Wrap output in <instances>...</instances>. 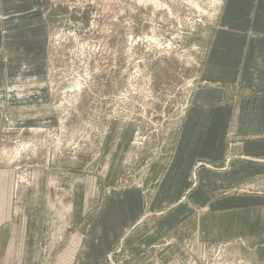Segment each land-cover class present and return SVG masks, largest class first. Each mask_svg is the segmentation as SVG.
<instances>
[{"label":"rangeland","instance_id":"1","mask_svg":"<svg viewBox=\"0 0 264 264\" xmlns=\"http://www.w3.org/2000/svg\"><path fill=\"white\" fill-rule=\"evenodd\" d=\"M220 4L42 0L44 74L10 85L0 123V264H95L94 219L127 189L143 212L97 264H264V154L228 132L218 164L171 167Z\"/></svg>","mask_w":264,"mask_h":264},{"label":"crops","instance_id":"2","mask_svg":"<svg viewBox=\"0 0 264 264\" xmlns=\"http://www.w3.org/2000/svg\"><path fill=\"white\" fill-rule=\"evenodd\" d=\"M219 1L217 23L203 59V88L195 92L188 108L180 152L173 156L171 165L184 175L197 157L218 164L228 132L236 141L234 154H264V0ZM41 4L42 0H0V123L5 111L14 110L15 101L5 98L10 85L17 78L32 81L44 74L48 27ZM237 167L239 173L263 168L248 162ZM3 176L0 169V201L6 195ZM143 207L144 197L139 190L109 195L93 224L96 234L91 244L99 252L93 253L92 248L87 262L97 264L101 259L98 256L112 249L122 233L139 222ZM100 237L106 239L107 248H99Z\"/></svg>","mask_w":264,"mask_h":264}]
</instances>
